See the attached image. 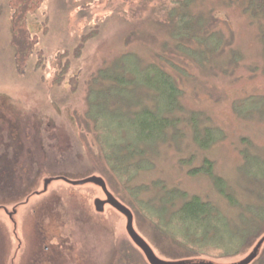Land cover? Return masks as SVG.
<instances>
[{"label":"rangeland","instance_id":"1","mask_svg":"<svg viewBox=\"0 0 264 264\" xmlns=\"http://www.w3.org/2000/svg\"><path fill=\"white\" fill-rule=\"evenodd\" d=\"M26 1L0 0V97L28 119L43 124L49 121L55 126L54 148L47 153L51 169L48 174L64 171L77 180L101 177L109 191L131 209L135 231L161 260L230 264L247 256L264 235V223L258 224L257 232L235 257L197 256L157 231L137 209L136 200L158 206L156 199L164 191L154 183L160 182L165 193L177 189L185 193V200L197 196L209 201L235 223L242 216L250 219L248 209H263L260 200L264 180L252 177L244 163V156L264 163L261 16L243 11L246 0H192L185 11L192 17L190 36L204 40L214 34L220 46L216 53H210L202 44L191 41L185 46L175 37L183 26L175 17L172 22L169 12L183 14L179 9L182 0H40L32 10L28 9L32 4ZM21 2L20 14L14 17V4ZM178 45L203 52L200 64L177 52ZM127 53L133 54L141 66H161L175 78L182 94L180 109L172 114L177 119L175 129L169 130L166 141L148 150L153 167L125 185L104 162L86 112L92 90L109 87L101 79L94 81L98 72L114 70ZM127 95L125 104L135 102L131 111L154 107L152 93L146 89L129 88ZM248 99L261 101V110L244 108L243 102ZM206 129L221 133L218 140L204 148ZM195 131L201 142L195 140ZM204 160L212 163L214 176L224 186L205 175L190 174ZM144 186L146 191L137 199L133 191ZM222 188L227 197L221 194ZM71 190L74 195L62 199L86 198L92 203L94 198H102L93 187ZM71 210L75 214V209ZM23 218L27 220L26 214L19 217V224ZM24 223L27 244L32 225ZM64 224L82 250L78 253L82 264H95L98 258L102 264H127L128 256L131 264H148L128 238L125 221L118 216H108L101 222L83 219ZM6 226L9 241L13 229ZM11 244L15 247L13 240ZM125 250L130 251L129 255L123 254ZM253 264H264V246Z\"/></svg>","mask_w":264,"mask_h":264},{"label":"trees","instance_id":"2","mask_svg":"<svg viewBox=\"0 0 264 264\" xmlns=\"http://www.w3.org/2000/svg\"><path fill=\"white\" fill-rule=\"evenodd\" d=\"M191 1L182 0L179 3V9L182 8L183 14L176 15L174 10L169 12V19L173 18L172 22H174L175 17L178 24L183 26V31L175 37L183 40L181 42L185 46H187L185 42L195 41V44H202L210 53H216L220 42L214 34L204 40L197 35L190 36L191 28L188 26L192 25V17L185 11ZM26 2L32 4L28 8L32 10L40 0H27ZM21 4L22 2L14 4L17 5L14 8V17L20 14ZM243 4L244 12H249L252 16H261L264 20V0H246ZM197 23L195 26L200 25ZM183 46L178 45L177 52L200 64L199 57L204 53L199 50L193 52ZM100 79L107 82L109 87L92 90L88 97L86 117L93 124L97 145L112 175L122 184L128 185L139 173L153 167L147 155L149 148L157 142L166 141L169 130L175 129L177 119L172 114L180 109L179 98L182 90L178 87L175 78L161 66L158 64L141 66L139 60L131 53L122 55L120 64H115L114 70L109 68L99 71L94 81L97 82ZM129 88H143L151 92L154 101L153 109L144 107L131 111L135 102L132 103L129 99L128 104H130H125ZM251 102V99L244 101L243 107L261 110V101ZM260 112L264 118V114ZM218 132L206 129L203 132L204 144L202 146L207 148L218 140L219 133H221ZM195 140L201 142L197 131H195ZM244 163L252 177L264 180L263 162L244 156ZM212 170V163L204 160L202 166L193 169L190 174L205 175L224 186L223 181L216 178ZM154 185L161 187L164 191V194L156 199L159 205L150 206L151 204L143 200H136L137 209L153 222L157 231L194 255L214 259L235 257L239 255L252 234L257 232L258 224L264 223V194L260 200L263 209H248L250 219L242 216L235 223L209 201H203L197 196L185 200V193L180 190L173 189L165 193V187L160 182ZM146 189L145 186L136 188L133 191L135 197L138 199ZM222 189L221 194L227 197L224 188Z\"/></svg>","mask_w":264,"mask_h":264},{"label":"flooded vegetation","instance_id":"3","mask_svg":"<svg viewBox=\"0 0 264 264\" xmlns=\"http://www.w3.org/2000/svg\"><path fill=\"white\" fill-rule=\"evenodd\" d=\"M55 138V126L49 121L43 124L28 119L0 97V264H82L78 256L82 250L77 248L70 228L66 230L64 223L83 219L101 222L115 215L122 218L126 226L125 216L106 203L105 193L99 186L80 184L99 176L77 180L64 171L58 175L48 174L51 169L47 153L54 148ZM83 186L100 191L102 198L96 197L92 203L86 198L68 199L74 195L71 189ZM107 191L114 195L108 187ZM65 195L68 198L62 199ZM115 199L132 214L134 222L131 209ZM96 201L102 203L101 211H97ZM71 208L75 209V214L71 213ZM24 214L25 221L32 225L28 245L24 237V218L19 224V217ZM6 225L13 229L9 241ZM111 235L114 237V230ZM129 253V250L123 251L124 255ZM95 264H102L101 258ZM127 264H131L130 256Z\"/></svg>","mask_w":264,"mask_h":264},{"label":"water","instance_id":"4","mask_svg":"<svg viewBox=\"0 0 264 264\" xmlns=\"http://www.w3.org/2000/svg\"><path fill=\"white\" fill-rule=\"evenodd\" d=\"M84 183H93L99 186L105 193V196L107 198L106 203L111 205L119 213L125 216L126 218L125 230L127 236L130 239V241L134 244V246L142 253L148 264H217L207 260H182L175 262L161 260L156 256V254L149 246V244L135 231L132 214L127 210L126 207H124L121 203H119L113 195H111L107 191V187L104 180L100 177H90L87 180L82 181L80 184H84ZM95 204L97 206V211H101L100 207L102 206V203L96 201ZM263 246H264V235L258 239L256 244L252 248L251 252L247 256H245L243 259H241L238 262H234L230 264H253L260 257Z\"/></svg>","mask_w":264,"mask_h":264}]
</instances>
